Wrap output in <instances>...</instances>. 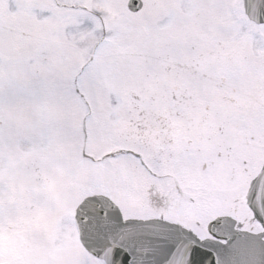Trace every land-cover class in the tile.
Segmentation results:
<instances>
[{
	"label": "snow or ice",
	"instance_id": "6c2138e0",
	"mask_svg": "<svg viewBox=\"0 0 264 264\" xmlns=\"http://www.w3.org/2000/svg\"><path fill=\"white\" fill-rule=\"evenodd\" d=\"M0 264H264V0H0Z\"/></svg>",
	"mask_w": 264,
	"mask_h": 264
}]
</instances>
